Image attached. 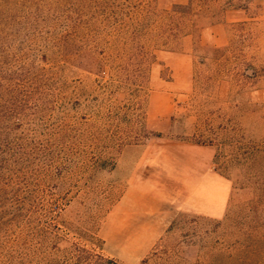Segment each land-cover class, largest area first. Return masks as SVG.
Here are the masks:
<instances>
[{
    "label": "rangeland",
    "instance_id": "rangeland-1",
    "mask_svg": "<svg viewBox=\"0 0 264 264\" xmlns=\"http://www.w3.org/2000/svg\"><path fill=\"white\" fill-rule=\"evenodd\" d=\"M85 1L0 0V264L39 219L121 264H207L229 237L183 247L189 220L264 211V0Z\"/></svg>",
    "mask_w": 264,
    "mask_h": 264
},
{
    "label": "trees",
    "instance_id": "trees-1",
    "mask_svg": "<svg viewBox=\"0 0 264 264\" xmlns=\"http://www.w3.org/2000/svg\"><path fill=\"white\" fill-rule=\"evenodd\" d=\"M79 1L84 3H79L81 5L78 6V10L85 11V8L90 7V2ZM139 5L141 6L140 3L130 2V7H124V5L115 8L97 7L98 13L93 12V15L98 14L103 17L106 11H111L114 16L115 14L118 15L115 17L116 19H123L124 16L126 19H139V16L143 17L139 11ZM126 8H132L134 11L129 12V15H124ZM120 16L122 17L120 18ZM71 41H73L72 37L65 38L66 49ZM93 59L97 60L96 68L102 70L104 68L103 63L94 56ZM1 136L0 129V138ZM0 147L2 148L0 152L1 169L9 162V158L5 155L7 154L6 145L0 143ZM2 176L5 175L0 174V184L2 182L6 186V182H4L6 179ZM2 191L3 188L0 187V196ZM255 203L257 205L255 204L251 209L252 217L244 216L240 221L228 224V226H225L223 221H217L212 223L210 228L199 230L198 225L201 220H206L202 218L189 220L191 225L182 242L183 247H199L204 244L205 240L214 239L212 236L223 229L225 236H228L229 239L224 237L223 240H216L208 247L209 251L205 259L207 264H264V211L259 210V205L261 206L259 201ZM39 221L42 223L29 222L30 232L26 233L25 237L21 235L18 237V247L14 249L12 264H121L103 252L70 243L60 233L58 226L44 222L42 219ZM178 249L180 250V248ZM178 249L172 251L173 256L178 257ZM148 262L146 260L143 264H148Z\"/></svg>",
    "mask_w": 264,
    "mask_h": 264
},
{
    "label": "crops",
    "instance_id": "crops-1",
    "mask_svg": "<svg viewBox=\"0 0 264 264\" xmlns=\"http://www.w3.org/2000/svg\"><path fill=\"white\" fill-rule=\"evenodd\" d=\"M223 189L218 190V197L211 203L209 208L203 210L206 214L219 218L224 213Z\"/></svg>",
    "mask_w": 264,
    "mask_h": 264
}]
</instances>
